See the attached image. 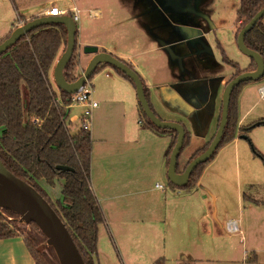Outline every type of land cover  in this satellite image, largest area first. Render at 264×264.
<instances>
[{"label": "rangeland", "instance_id": "374dc122", "mask_svg": "<svg viewBox=\"0 0 264 264\" xmlns=\"http://www.w3.org/2000/svg\"><path fill=\"white\" fill-rule=\"evenodd\" d=\"M40 2H49V6L54 4L67 10L77 7L81 11V19L77 24L78 31L83 34L93 32L100 39L105 38L111 42H116L120 37L128 41L141 34L144 36L158 34L166 38L176 31L166 25V19L175 24L180 21L176 19V12L170 9V6L165 2L170 5L173 3L172 6H176L180 10L187 7L188 9L182 13H186L191 21L208 34L207 40L214 49L217 62L205 64L207 68H211L214 76H229V74L236 73L237 68L228 64L225 57L237 64L241 70L248 69L251 64L250 58L245 56L237 45L236 35L239 24L237 25L236 22L240 0H0V34L3 28L14 22L19 13L23 14L21 12L23 5L34 7ZM89 10L96 12L101 10L102 16L92 18ZM200 12L203 13V18L199 15ZM19 19L17 24L21 21ZM187 24L190 25L189 22ZM213 26L217 27L214 31L212 30ZM121 45L123 46H121L122 50L128 54L140 51L138 47L137 51L136 48L129 46L124 48L127 43ZM79 46L78 40L75 63H79ZM145 50L146 46L142 44V51ZM156 54L154 53L152 56ZM167 55L172 57L170 53ZM80 58L82 59L81 66L87 68L88 63L85 61L83 52ZM146 60L148 59L143 56L135 57L136 67L133 69L146 82L149 91H151L150 88L161 79L154 78ZM172 60H170L171 63ZM124 62L130 65L129 62ZM173 67L177 71L181 65L178 67L173 64ZM107 73H110L112 78L117 75L114 68L101 65L99 71L90 79L94 95H97L100 87L106 81L112 79L106 77ZM253 83L248 84L252 88L247 93L245 106L238 109L239 122L248 112L245 121L241 125L238 122L234 139L219 149L216 156L204 166L201 174V176L203 175V186L207 191L209 190L208 192L203 190L207 193L203 192V195L206 194V198L203 197V246L195 248V245L190 243L191 237L198 236L196 231L200 230L195 215H185L181 218L182 225L180 227L184 228L180 235L181 240L179 239L177 244L192 255L203 252L202 264H252L250 259L254 254L258 258V262L264 264V125L249 129L246 136L244 134L249 125L264 120V97H261L258 89L264 86V79ZM247 87L246 85L243 89ZM97 97L100 98V109L104 110L106 108L105 101L102 97ZM114 108L116 109L115 117L107 121H98V132L100 135H104L108 131L114 134L112 136L116 143H120L124 140L122 137L123 122L120 120L119 111L122 106L116 104ZM80 110L78 106L74 107L68 119L69 129L73 135L79 134L81 127L79 122L72 123L70 118L75 114H80ZM219 118L220 114L215 119L214 126L218 124ZM162 120L169 121L163 118ZM133 138L139 137L134 136ZM254 148L260 155L254 152ZM181 161L183 163V159H180ZM186 166L183 164L180 171H183ZM153 181L147 185V188L152 192L150 193L151 198L160 203L159 221L157 220L156 227L152 228L154 233L149 231L150 233L145 232L140 235L136 232L127 236V234L117 233L116 230H112L111 233L110 230H106L102 226V242L100 246L98 245L100 256L94 258V264H123V260L126 264H151L148 262H151L152 258L159 259L166 253L168 254L167 259L164 257L166 263L177 264L175 259H171L175 257V253L170 251L172 243L169 238V233L175 227L170 226L164 219L162 196L160 193L158 196V193L154 192V187L157 184H163L168 188L166 194L169 197L174 195L173 189L169 185L167 171L165 179L158 182ZM49 191L54 202L61 199L60 182H57ZM180 192L188 193L181 190ZM230 220H238L240 232L230 233L227 230V223Z\"/></svg>", "mask_w": 264, "mask_h": 264}, {"label": "crops", "instance_id": "0c3cea01", "mask_svg": "<svg viewBox=\"0 0 264 264\" xmlns=\"http://www.w3.org/2000/svg\"><path fill=\"white\" fill-rule=\"evenodd\" d=\"M53 6L56 5L50 4L49 6V2H40L39 5L34 7L23 5L21 10L23 14L19 13L12 24L1 30L0 42L11 35L16 28L25 25L26 22L28 23V21L33 19L48 16L46 13ZM60 9L65 10L63 8ZM89 14L92 18H100L102 11L89 10ZM19 18L23 22L20 26L17 25ZM216 28L213 26L212 30L214 31ZM78 33L80 45L78 54L79 64L74 71V75L77 77L82 75L86 69L81 66L82 59L80 58L83 47L86 45L98 46L100 51L103 50L120 60L122 59V61H127L132 67H136V62H134L135 57L143 56L148 59L146 63L149 65L152 75L156 79H161L150 88V98L153 108L161 119L180 123L191 134L190 144L180 157V159H183V163L179 160L181 168L183 164L187 165L188 161L198 150L202 149L213 139L219 125L218 121V124L214 126L215 119L218 114L222 115L223 92L226 85L234 77V74H229V76L219 75L218 77L213 75L211 68L206 67L207 64L214 61L217 62L214 49L207 40L208 34L206 32H203V37H206L207 40L209 51L206 54L208 56L203 57V54L197 51L190 54L188 59H184L181 56L182 52H176L173 49L175 43L185 37H181L180 34H177L174 38L177 41L174 39L169 40L163 36L147 34L144 36L141 34L138 37L134 36L128 41L120 37L116 42H111L110 40H105V38L100 39L93 32L83 34L78 31ZM162 42H166L172 47L175 53L174 57L170 58L167 55L169 52L166 51ZM122 43L124 45L127 43V46H124V48L129 46L136 48V51L139 48L140 51L135 54H128L122 50ZM142 44L146 46L145 51H142ZM65 49L66 46L63 44L49 72L51 84L58 96L60 95V90L54 80V68ZM154 53L157 54L152 56ZM92 58L93 55H85V61L88 64ZM170 60L173 62L171 63ZM176 60L178 64H176ZM184 60L185 62H191L193 67L184 66ZM173 64L178 67L181 65V68L175 71ZM111 76L110 73L106 74L107 78L111 79ZM247 86L239 96V108L245 106L247 93L252 88L249 85ZM262 87L258 88L259 92ZM98 92L94 97L99 103V108L94 112L91 129L93 141L91 188L99 200L105 215V222L99 227L98 245L100 246L102 242V226L106 230H110L111 233L112 230H116L117 233L127 234V236L136 232L140 233V235L149 231L153 232L152 228L156 227L159 221L158 209L160 203L151 198L150 193L152 192L148 190L147 185L153 183V180L158 182L161 179H165V173L169 165L166 155L173 135L161 134L146 126L140 112L136 89L130 81L120 74L117 73L111 80L106 81ZM97 96L102 97L105 101L106 108L104 110L100 109V98L98 99ZM116 104L122 106L119 111L120 120L123 122L124 130L122 137L124 140L120 143H116L112 136L114 134L106 131V134L100 135L98 132L99 120L107 121L115 117L116 109L114 107ZM79 108L81 112L82 108ZM73 109L74 107L71 109V112ZM247 114L248 112L240 119V125L245 121ZM72 119H75V117ZM74 123H78V121ZM134 136L139 138L134 139ZM202 182L203 175L191 192L184 193L180 192V190H173L174 195L172 196L174 197H169L166 194L168 188L166 190H159L154 184V192H157L158 196L159 193L162 196L165 211L164 219L170 226L173 225L175 227L169 233V238L172 243L170 251H174L175 253V257L171 259H175L177 264L203 263V252L192 255L184 247L177 244L184 228L180 227L182 225L181 218L185 215L194 214L200 230L196 231V235L198 236L191 237L190 243L191 245H195V248L203 246V197L206 198L205 195L207 193L205 191L207 189L203 186ZM46 190L48 193L50 192L49 187ZM203 192L206 194L203 195ZM99 250L98 247V257L100 256ZM166 256H168L167 253L161 257L164 259V264H167ZM159 259L152 258L151 262L148 263L156 264ZM250 260L253 262L252 264L261 263L258 262L255 254ZM0 264H36V262L27 248L24 239L16 237L0 240ZM123 264H126L124 260Z\"/></svg>", "mask_w": 264, "mask_h": 264}, {"label": "trees", "instance_id": "16d2710c", "mask_svg": "<svg viewBox=\"0 0 264 264\" xmlns=\"http://www.w3.org/2000/svg\"><path fill=\"white\" fill-rule=\"evenodd\" d=\"M263 8L264 0H240L237 38L240 31ZM67 38V29L62 24L42 26L21 38L0 56V160L13 175L33 186L47 200L66 224L85 264H94V258L98 257L99 227L104 224L105 215L91 188L93 141L91 133L83 129L77 135L71 134L68 125L71 114L68 99L71 95L60 90L58 96L49 78L59 49L63 44L67 46ZM76 39L78 44V31ZM245 43L264 59V18L245 36ZM76 59L74 55L65 69L66 80L70 83L78 78L74 75V69L79 64L75 63ZM225 60L237 68L232 79L245 72L254 71L257 67L253 59H250L251 64L246 70H241L227 57ZM114 69L135 87L133 81L124 73ZM141 80L149 105L159 117L151 104L147 84L142 78ZM253 82L257 81L241 83L233 91L227 125L213 158L225 143L234 139L239 122V96L243 87ZM139 108L147 127L161 134L173 135L166 155L169 164L177 143V133L157 128L145 115L140 104ZM220 121L221 116L219 124ZM263 125L264 120L249 125L244 131L245 136L249 129ZM185 133L180 157L191 141V134L186 128ZM246 139L249 140L248 137ZM212 140L192 156L187 166L208 149ZM253 150L260 155L255 148ZM207 163L199 165L193 171L189 184L184 188H177L169 181L170 187L173 190L191 192ZM184 170L180 171L178 163L177 172L182 173ZM57 182L61 183L62 198L54 202L46 188L54 187ZM16 237L24 239L36 264H60L54 250L47 245L45 236L34 223L22 224L19 215L0 209V240ZM156 264H164V259H159Z\"/></svg>", "mask_w": 264, "mask_h": 264}, {"label": "water", "instance_id": "95a60500", "mask_svg": "<svg viewBox=\"0 0 264 264\" xmlns=\"http://www.w3.org/2000/svg\"><path fill=\"white\" fill-rule=\"evenodd\" d=\"M264 18V8L258 12L255 17L240 31L237 38V45L240 51L250 59H253L257 65L254 71L245 72L232 79L225 87L223 93L222 115L218 130L208 149L196 157L182 173L177 172L180 153L185 142V127L176 122L164 121L158 117L151 109L145 95L144 86L138 73L129 65L123 63L114 55L101 52L98 46L86 45L83 47L85 55H93L87 68L83 71L76 81L70 83L66 80L65 69L71 62L77 49V24L70 16H44L31 20L25 25L16 28L11 35L0 43V56L12 48L21 38L27 36L33 30L42 26L52 24H62L68 32L67 46L54 68V80L59 90L67 94H75L90 80L101 65H110L124 73L133 81L136 89V95L145 115L159 129L172 130L177 133V143L172 151L167 177L168 180L177 188H184L190 182L193 171L201 164L207 163L213 158L218 150L223 137L229 114L231 96L237 86L244 82L258 81L264 77V59L257 53L249 49L245 43V36ZM185 36L180 43L197 42L202 39L199 29L181 26ZM166 51L172 57L175 53L170 45L162 42ZM0 209L10 210L20 216V223H34L40 232L45 236L47 245L50 246L60 264H85L81 253L79 252L66 224L55 209L47 200L31 185L13 175L0 160Z\"/></svg>", "mask_w": 264, "mask_h": 264}, {"label": "built area", "instance_id": "2783aa9c", "mask_svg": "<svg viewBox=\"0 0 264 264\" xmlns=\"http://www.w3.org/2000/svg\"><path fill=\"white\" fill-rule=\"evenodd\" d=\"M48 16H71L76 24L80 22L81 11L74 7L71 10H62L56 6L51 7V9L46 13ZM20 20V19H19ZM23 22H18V26L22 25ZM260 95L264 97V87L260 89ZM59 101V100H58ZM69 105L68 108L71 110L73 107H81L82 111L78 115L71 116L70 120L72 123L78 121L80 123L81 130H86L91 133L92 124H93V115L96 109L99 108V103L94 97V89L90 80H86L85 84L79 89L75 94H71L68 99ZM71 115V114H70ZM75 119H72L74 118ZM156 188L159 190H166L167 187L163 184H157ZM227 230L230 233H238L239 223L235 220H230L227 223Z\"/></svg>", "mask_w": 264, "mask_h": 264}, {"label": "flooded vegetation", "instance_id": "af4514ba", "mask_svg": "<svg viewBox=\"0 0 264 264\" xmlns=\"http://www.w3.org/2000/svg\"><path fill=\"white\" fill-rule=\"evenodd\" d=\"M165 4H168V6H170L169 8L170 9H173L176 12V19L178 21H180L178 24L177 23L175 24V23L171 22L170 20L166 19V25H168L169 27H172L173 29H176V31L172 32L170 34V36H167L166 37L167 39L173 40L176 37L177 34L178 35L180 34L181 37L184 36L183 33H182V31H180L179 28L181 27L180 25H189V24H187V22L190 23V25L187 26V27H192V28L199 29L200 32H201V34H202V36H201L202 39L200 41L192 42L191 44H189V43H180V41H177V40L174 39L177 42L173 46V49L176 52H182V55L181 56L184 59H188L189 56H190V54H193L194 52H197V51L200 52V53H202L203 54V57L204 56H208L206 53L209 51V49L207 47L208 45H207L206 37L205 38L203 37V30H201L199 28V26L195 22L191 21V19L188 17V15L186 13H182V11H184V10H186L188 8L187 7H183L180 10L176 6H172L173 3H172V5H170L169 3L165 2ZM158 9H161V8H158ZM199 15L202 16L203 13L200 12ZM201 18H203V16ZM157 36H162V35H158L157 34ZM163 37H165V36H163ZM175 62H176V64H178V61L177 60ZM183 65L184 66L186 65V66H189V67L190 66L193 67L191 65V62H189V61L188 62L187 61L185 62V60L183 62Z\"/></svg>", "mask_w": 264, "mask_h": 264}]
</instances>
